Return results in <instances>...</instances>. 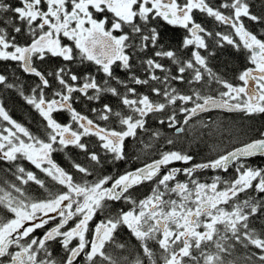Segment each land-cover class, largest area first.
Here are the masks:
<instances>
[{"label": "snow or ice", "instance_id": "obj_1", "mask_svg": "<svg viewBox=\"0 0 264 264\" xmlns=\"http://www.w3.org/2000/svg\"><path fill=\"white\" fill-rule=\"evenodd\" d=\"M0 63V264H264V126L201 162L160 144L214 109L264 117V0H0Z\"/></svg>", "mask_w": 264, "mask_h": 264}, {"label": "flooded vegetation", "instance_id": "obj_2", "mask_svg": "<svg viewBox=\"0 0 264 264\" xmlns=\"http://www.w3.org/2000/svg\"><path fill=\"white\" fill-rule=\"evenodd\" d=\"M5 68L9 70V73L15 68L12 64H3L0 63V71H3ZM81 70H83L81 68ZM17 75L21 77V81L24 83H31L32 78L24 75L23 73L19 72V70H16ZM118 75H123V73L120 72L119 69H117ZM7 95V94H6ZM6 102H8V95L4 97ZM17 100V107L19 112H30L32 113L31 116L35 118V120L30 119V121L26 122L25 120H22L23 117L18 116L17 120L24 123L26 126H28L32 131H37V121L39 120L38 114L35 113L30 106H28L18 95L16 96ZM78 108H83V105H78ZM86 111V109H85ZM29 116V115H28ZM27 116V117H28ZM199 121H205V122H214L212 127V134L209 135L208 130L199 129ZM193 124L197 125V128L194 129V138L189 137V139H185L183 136L176 142L174 146H166L164 145L163 139L160 141L161 146L163 147H174L175 149H183L185 151H188L190 154H192L195 157V160L193 162H201L209 155H215L214 152H212L211 145L218 144L220 149H228L230 150L234 146H239V143L242 141H246L250 138H253L258 135L259 130L264 126V117H257L252 120H249L242 116V114L238 113H228L225 111H211L209 113H202L198 117L194 118L192 121ZM149 127L151 130L155 131L157 129H160L162 132L165 133V136H172L173 132L170 129H167L166 127H161L158 125L155 121H150ZM150 134L141 133V138L144 140H147ZM189 140H192L191 143H189ZM188 141V142H187ZM128 151L131 154L136 153L139 150V145L136 141L129 140L128 142ZM188 143V145H187ZM76 150H72V153L75 154ZM55 158L58 163H61L62 166L68 167V161L64 158L63 153H57L55 154ZM80 160H83V156L79 157ZM264 160V157H253L248 158V164L250 166L256 167L261 166L264 167V163H262ZM143 162V157L140 161L136 160H130L127 164L125 162H118L115 165H107L106 166V172H117V171H123L127 167H136L140 166ZM25 167L31 168V165H29L27 162H23ZM173 166L175 167H184L181 162H176ZM220 174L224 176L225 178H230L232 175V170L228 173L223 172H213L212 170H204L199 174V178L202 181L210 182L211 177L213 175ZM180 180L186 179L183 175H180L178 177ZM34 195H39L40 191L36 188V186H31L29 188V191ZM148 187H142L138 190L139 195H144L148 192ZM124 236H127V233H123Z\"/></svg>", "mask_w": 264, "mask_h": 264}, {"label": "trees", "instance_id": "obj_3", "mask_svg": "<svg viewBox=\"0 0 264 264\" xmlns=\"http://www.w3.org/2000/svg\"><path fill=\"white\" fill-rule=\"evenodd\" d=\"M11 2L12 3H15V0H11ZM230 58H232V56H231V50L229 49V50H226L223 54H221L218 58H217V61H216V63H217V65H219V66H221L222 67V62L225 60V59H230ZM237 63H239V61H237ZM230 75V74H229ZM8 95V102H7V106H8V108H9V110H10V113L13 115V117L15 118V119H18L19 117L18 116H20V117H23L22 118V120H25L26 122L29 120L30 121V119H33V120H35V118L33 117V116H31L30 117V115H32V113H30V112H25L24 110H23V112H19L18 111V107H17V98H16V96L17 95H15L14 93H10V94H7ZM7 95H5V96H7ZM29 115V116H28ZM28 116V117H27ZM18 117V118H17ZM28 121V122H29ZM187 145H188V143H187ZM262 163H264V160H263V162ZM8 167V165H6V164H3L2 162H0V169H6ZM3 175H4V173L2 172V171H0V177H3ZM31 191V190H30Z\"/></svg>", "mask_w": 264, "mask_h": 264}, {"label": "water", "instance_id": "obj_4", "mask_svg": "<svg viewBox=\"0 0 264 264\" xmlns=\"http://www.w3.org/2000/svg\"><path fill=\"white\" fill-rule=\"evenodd\" d=\"M215 110H216V111H223V110H218V109H214V110H212V111H215Z\"/></svg>", "mask_w": 264, "mask_h": 264}, {"label": "rangeland", "instance_id": "obj_5", "mask_svg": "<svg viewBox=\"0 0 264 264\" xmlns=\"http://www.w3.org/2000/svg\"><path fill=\"white\" fill-rule=\"evenodd\" d=\"M188 142V141H187Z\"/></svg>", "mask_w": 264, "mask_h": 264}]
</instances>
